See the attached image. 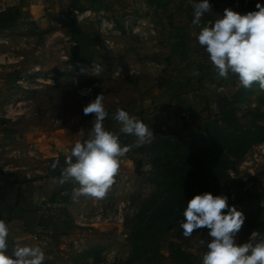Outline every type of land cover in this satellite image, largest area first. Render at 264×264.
<instances>
[{"label": "rangeland", "instance_id": "1", "mask_svg": "<svg viewBox=\"0 0 264 264\" xmlns=\"http://www.w3.org/2000/svg\"><path fill=\"white\" fill-rule=\"evenodd\" d=\"M196 2L199 0H59V12L48 17L46 27L21 21L31 25L15 32L0 29V55L13 53V62L1 56L0 73L17 63L23 65V73L19 69L16 79L32 68L55 74L52 82L24 88L1 73L0 119L30 126L33 141L27 156L16 152V157L4 156L0 163L11 165L8 170L17 169L23 158L43 160L44 151L39 147L45 141L59 137L64 146H71L78 137H88L94 114L84 115L83 108L98 94L104 95L106 124L117 109L140 113L147 101L140 88L153 85L161 91H178L189 80L188 72L199 66L217 75L207 61L209 56L200 60L206 52L196 39L200 29L222 18L226 8L245 15L258 11L256 5H264V0H209L211 11L194 26ZM160 3L165 4L161 10L154 6ZM71 7L91 9V19L78 21L71 16ZM144 15L157 27L143 39L157 37V50L142 45L143 39L135 31L137 18ZM152 50L161 61L151 64L157 70L144 78L139 72L149 64L140 54ZM90 56L92 60H83ZM228 85L217 96L235 100L238 130L219 121L215 104L203 108L199 99V109H188V117L181 114L189 129H160L151 143L140 147H136L134 135H127L130 158L120 166L107 197L74 200L77 186H73L58 210L66 217L68 232L59 236L43 233L30 245L44 251V264H179L177 248L188 254L183 264H202L211 240L208 230H197L185 238L180 223L187 202L205 192L227 196L229 206L245 214L237 243L247 242L253 231L260 233L257 240L264 239V199L259 197L264 189V90L246 89L238 77ZM89 89L87 95H81ZM9 137L17 144L16 137ZM157 138H172L179 141L178 146L157 153ZM25 147L16 150L23 152ZM200 240L205 241L204 246Z\"/></svg>", "mask_w": 264, "mask_h": 264}, {"label": "clouds", "instance_id": "2", "mask_svg": "<svg viewBox=\"0 0 264 264\" xmlns=\"http://www.w3.org/2000/svg\"><path fill=\"white\" fill-rule=\"evenodd\" d=\"M193 8L192 24L199 26L204 14L211 11V5L209 0H199ZM256 8L258 11L245 15L226 8L223 17L202 27L196 39L208 53L217 78L228 79L235 75L242 87L250 89L258 84L264 90V5L258 3ZM89 92L90 89L82 91L81 95ZM83 113L94 114L88 139L74 144L59 177L53 178L52 183L56 186L75 184L74 200L81 196L103 200L114 184L121 158L131 146H121L119 136L104 128L108 112L103 94L89 102ZM113 119L120 125L121 133L137 138L136 147L152 142L154 134L150 127L127 111L117 109ZM59 165L60 161L55 160L51 168L55 170ZM183 217L180 227L185 238L197 230H208L211 240L206 245L202 264H264V239L257 240L259 232L253 231L245 243L236 242L246 217L235 206H229L227 196H214L210 192L195 195L187 202ZM10 230L0 219V264H44L45 253L39 246H16L15 259L5 255ZM199 243L205 245L204 240Z\"/></svg>", "mask_w": 264, "mask_h": 264}, {"label": "crops", "instance_id": "3", "mask_svg": "<svg viewBox=\"0 0 264 264\" xmlns=\"http://www.w3.org/2000/svg\"><path fill=\"white\" fill-rule=\"evenodd\" d=\"M154 6L161 10L159 5ZM16 9L20 12L19 21L17 25L8 29H12L14 32L21 31V29H25L31 25L22 23L21 21H36L37 25L42 28L48 25V17L53 12H59V0H0V13L5 10ZM147 17L146 15L145 17L137 18L140 21L136 24L135 31L139 33L141 39L146 35L145 33L149 31L154 33L156 31L157 25H154L153 22H148L146 20ZM175 29L171 28L173 31ZM157 40V37L152 36L148 40L143 39L142 45H145V47L151 45V49L155 47L157 50ZM169 42L166 43L168 47H170ZM207 56H209L207 52H202L200 60L203 61L204 57L206 58ZM141 57L145 59L142 60L148 62L149 66L143 67L139 72L140 76H144V78L152 77L154 75L152 74L154 73L153 71L157 69H154L151 64H158L161 58L157 57V52L154 53L153 50L151 54L144 55L141 53ZM207 61L211 63L210 59ZM16 64L5 67L1 72L7 75L8 80L13 85L14 81L12 79H16L17 76L15 74L19 72V69L22 72L23 66ZM191 71L188 72L189 80L185 81L183 88L178 91H174V89L161 91L153 85L140 88V92L143 95H147V101L142 106L140 113L128 112L130 116L136 117L148 125L153 131L154 137L160 133V129L179 130L183 125L181 112L192 108L199 109L201 106L199 99L203 102V108L204 106L207 107L209 103L211 104L210 108H214L215 103L213 102L218 97V87L221 84L229 87V82L236 77L235 75H230L228 79L217 78L216 74L206 73L205 69L201 68V66L199 68L195 67ZM1 73L0 95L3 93L1 83H4L1 79ZM114 115L110 114L109 120L106 124L104 123V128L116 133L119 136L121 146H126L124 138L127 135L119 131L120 125L113 119ZM0 126V158L15 156L16 152L21 153V155L22 153L26 154L27 156L31 152L30 144L33 141V131L30 126L16 124L14 119H0ZM24 132H27V135ZM10 134L16 137L17 144L13 141L15 138L10 139ZM25 135L26 137H24ZM86 139L88 137L82 139L78 137L77 141H73L71 146H64L62 143L63 139L59 140V137H54L50 142L45 141L39 147L41 151H44V159L23 158L17 166L18 168H13L16 171L13 169L8 170V168L5 170L3 165L7 164L0 163V177L6 180L5 185L0 188V219L4 220L11 229L5 255L12 257L16 246L33 245L35 241L41 239L43 233L59 236V233L65 234L68 232V222L64 214L58 211L59 209L53 212V214L45 215L42 213L41 206L46 202L62 200L70 192L71 188L75 186L73 183L56 186L52 181L53 178L59 177L61 168L65 166V159L70 154V150L74 144L78 141L83 142ZM23 146H26L23 152L16 150V147L22 148ZM127 154L121 158V165L129 160L130 157ZM55 160H59L60 165L53 170L51 164Z\"/></svg>", "mask_w": 264, "mask_h": 264}, {"label": "trees", "instance_id": "4", "mask_svg": "<svg viewBox=\"0 0 264 264\" xmlns=\"http://www.w3.org/2000/svg\"><path fill=\"white\" fill-rule=\"evenodd\" d=\"M76 3V2H75ZM161 7H165V4H159ZM20 17L19 10H5L0 13V29H8L15 26ZM92 60V57L83 58V60ZM220 85V84H219ZM252 87H259L258 84H254ZM216 114L220 117L219 121L224 123L226 128L232 130H238L240 128L238 117L236 116V102L233 98L228 96L220 95L215 101ZM187 121L183 118V125L181 126V131H185L189 129ZM210 133V132H209ZM173 137V136H172ZM169 139H161L157 138L156 141V149L157 153L159 151L169 152V148L171 146H178L177 140L173 142ZM181 143V142H180ZM165 155V154H164ZM181 172H185L186 170L181 169ZM259 197L264 199V189L260 192ZM175 259L177 263L183 264L188 261L187 252L183 251L181 248H177L175 251Z\"/></svg>", "mask_w": 264, "mask_h": 264}, {"label": "built area", "instance_id": "5", "mask_svg": "<svg viewBox=\"0 0 264 264\" xmlns=\"http://www.w3.org/2000/svg\"><path fill=\"white\" fill-rule=\"evenodd\" d=\"M71 16L75 17L78 21L90 18L92 15V10L91 9H84L81 10L80 8L77 7H71ZM91 19V18H90ZM93 20V19H92ZM12 51H10L8 54H1L0 58L3 57H8L9 62H13L11 60L12 57ZM55 74L53 72H48L45 70H40V68H32L26 71V73L20 78L16 79L18 84H21L24 88L28 87H39L43 83H49L54 80ZM219 92L225 91V85L221 84L218 87ZM191 114L190 110H186L182 112V115L184 117H188V115ZM16 157V156H14ZM4 169L6 170L7 168L9 169V166L11 165H3ZM5 179L0 177V188L5 185ZM65 205L64 200H56L53 202H46L44 203L42 207V213L45 215L53 214L56 210L59 208L63 207Z\"/></svg>", "mask_w": 264, "mask_h": 264}, {"label": "water", "instance_id": "6", "mask_svg": "<svg viewBox=\"0 0 264 264\" xmlns=\"http://www.w3.org/2000/svg\"><path fill=\"white\" fill-rule=\"evenodd\" d=\"M12 81H14V82H15V78H13V79H12Z\"/></svg>", "mask_w": 264, "mask_h": 264}]
</instances>
